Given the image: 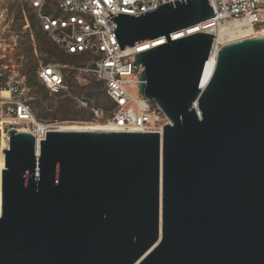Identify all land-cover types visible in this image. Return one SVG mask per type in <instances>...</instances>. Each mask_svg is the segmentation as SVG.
Here are the masks:
<instances>
[{
	"label": "water",
	"instance_id": "water-1",
	"mask_svg": "<svg viewBox=\"0 0 264 264\" xmlns=\"http://www.w3.org/2000/svg\"><path fill=\"white\" fill-rule=\"evenodd\" d=\"M209 0L109 14L134 53L158 132L9 129L0 264H264V36L222 45L194 30ZM194 30L176 39L169 34Z\"/></svg>",
	"mask_w": 264,
	"mask_h": 264
},
{
	"label": "built area",
	"instance_id": "built-area-1",
	"mask_svg": "<svg viewBox=\"0 0 264 264\" xmlns=\"http://www.w3.org/2000/svg\"><path fill=\"white\" fill-rule=\"evenodd\" d=\"M26 1L38 10L41 29L62 52L90 58L88 64L78 66L40 63L35 69V76L48 94L67 96L77 108L87 110L92 119L84 122H98L117 129L109 131L158 132L161 137L163 124L169 123V120L156 103L140 96L139 75L142 67L136 68L132 61L134 53L162 44L166 42V37L149 39L120 50L113 31L116 25L107 17L117 13L137 15L173 0H55L60 16L40 12L46 0ZM209 2L215 15L204 22L206 25L215 26L227 21L246 22L254 28L264 25V0ZM6 11L7 8L0 6V22L5 20ZM21 12L27 22L24 10ZM257 24L261 25L256 27ZM183 30L188 29L172 32L169 38L173 40L186 35L178 36ZM2 35L0 33V136L7 141L8 146L9 136L6 132L11 128L28 131L36 137L40 121L36 119L32 104L40 98L33 92V86L28 83L21 64L10 57L15 42L7 43ZM224 44H219V48ZM70 70L85 72L102 85L105 95L113 104L107 116L103 115L101 109L89 106L85 98L71 94L68 78ZM44 125L46 127L40 138L48 129H56Z\"/></svg>",
	"mask_w": 264,
	"mask_h": 264
},
{
	"label": "rangeland",
	"instance_id": "rangeland-1",
	"mask_svg": "<svg viewBox=\"0 0 264 264\" xmlns=\"http://www.w3.org/2000/svg\"><path fill=\"white\" fill-rule=\"evenodd\" d=\"M0 6H2V8H7L4 14L5 20L0 22V33L6 38L7 43L15 42L16 45L13 48L11 56H9L12 60L21 64L22 68L29 66L32 69H36L40 63L44 62L59 64L68 63L74 66L88 64L89 57H78L70 62L68 60L59 59L55 52L50 53L44 50V48L48 46H54L55 43L48 35L41 31L37 16L38 10H35L26 0H0ZM56 8L55 0H46V4L41 8L40 12L53 16H60L61 14ZM22 9L26 14L27 22L22 16ZM30 16H32V19L29 18ZM260 25L261 24H257L256 27ZM38 33L41 34L40 37H37ZM32 36L34 41H32ZM68 78L71 84L72 95L85 98L89 106L101 109L104 116L109 114L112 107L111 102L106 97L102 85L96 82L91 75L85 72L70 70L68 71ZM94 82L96 83V87L91 88V84ZM33 87L36 90L37 97L40 98V100L32 104L33 110L36 119L41 123L48 124L58 129V127L63 124L91 121L92 118L86 115V110L84 109L82 111L77 109L71 98L61 95L51 96L46 92L45 88L38 83L37 86ZM131 92L136 94L133 90H131ZM64 101L68 103L70 109L73 110L68 116H62L59 111V107ZM82 112L85 113V117L81 116ZM6 145V140L0 137V149Z\"/></svg>",
	"mask_w": 264,
	"mask_h": 264
},
{
	"label": "bare ground",
	"instance_id": "bare-ground-1",
	"mask_svg": "<svg viewBox=\"0 0 264 264\" xmlns=\"http://www.w3.org/2000/svg\"><path fill=\"white\" fill-rule=\"evenodd\" d=\"M205 23H201L198 25L199 31H205L213 35L214 42H213V48L212 51L207 59V66H209L211 69V72L201 87L203 89L209 79L211 78V75L214 71L215 62H216V55L219 48V44L222 43H228L237 41L243 38L248 37H258V36H264V25H262L259 28H254L250 24L242 21H227L225 23L211 26L210 24L204 25ZM194 30H183L179 33L178 36H181L182 34L190 33ZM46 126L44 123L39 122L38 123V134L36 135L37 140L41 137V134L44 131V128ZM59 130H65V131H109V130H117L116 128H111L107 125H103L98 122H84V123H68L63 124L58 127ZM3 140L4 138L0 136ZM7 144V141H6ZM7 146V145H6ZM3 147L2 149L6 148ZM2 149H0V168L2 167Z\"/></svg>",
	"mask_w": 264,
	"mask_h": 264
},
{
	"label": "trees",
	"instance_id": "trees-1",
	"mask_svg": "<svg viewBox=\"0 0 264 264\" xmlns=\"http://www.w3.org/2000/svg\"><path fill=\"white\" fill-rule=\"evenodd\" d=\"M30 19H32V16H30L29 17ZM40 29H41V27H40ZM41 31L45 34V32L41 29ZM41 36V34L40 33H38L37 34V37H40ZM52 40V39H51ZM53 41V40H52ZM56 45V44H55ZM48 46L47 48H44V50L45 51H48V52H50V53H52V52H55L56 54H57V56L59 57V59H61V60H68V61H70V62H72L75 58H78V57H80V58H82L83 56H79V55H67V54H65L64 52H62L61 51V49L57 46ZM44 63H47V62H44ZM62 64H68V63H62ZM69 65H73V64H69ZM80 65H82V64H80ZM21 70L26 74V76H27V80H28V83L31 85V86H37V83H38V81H37V79H36V76H35V69H32L31 67H23L22 68V66H21ZM39 84V83H38ZM100 84V83H99ZM40 85V84H39ZM42 86V85H41ZM42 87H44V86H42ZM96 87V83L94 82V83H92L91 84V88H95ZM45 88V87H44ZM45 90H46V92L48 93V91H47V89L45 88ZM33 92L35 93V94H37L36 93V90L34 89V87H33ZM107 97V96H106ZM109 100V99H108ZM110 101V100H109ZM111 102V101H110ZM62 105H60V107H59V111H60V113L62 114V116H68L69 114H71L72 112H73V110L72 109H70V107H69V105H68V103H66L65 101L63 102V103H61ZM113 104L111 103V106H112ZM77 109H79V110H84V109H81V108H77ZM81 112V111H80ZM85 113H86V115L87 116H89V117H91V114L86 110L85 111ZM85 113H83L82 112V115L81 116H83V117H85Z\"/></svg>",
	"mask_w": 264,
	"mask_h": 264
}]
</instances>
